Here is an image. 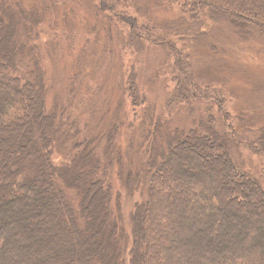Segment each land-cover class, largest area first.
<instances>
[{"label": "trees", "instance_id": "16d2710c", "mask_svg": "<svg viewBox=\"0 0 264 264\" xmlns=\"http://www.w3.org/2000/svg\"><path fill=\"white\" fill-rule=\"evenodd\" d=\"M50 1L51 7L65 4L32 0L26 8L24 0H0V264H264V179L236 166L232 148L239 141L216 131L210 114L193 127L187 128L186 122L169 125L159 139L158 126L164 123L157 124L145 160L133 169L146 196L135 201L129 213L114 210L112 166L121 155L114 140L108 139L100 153L102 131L80 135L77 119L58 115L65 108L58 101L49 104L42 58L38 50L32 53L37 47L32 43L34 29L45 23L30 10L41 2L40 7H48ZM104 1L99 0L100 13L99 7L107 8ZM147 1L151 5L144 14L159 10L164 2H180ZM182 5L191 14L209 10L221 15L231 29L251 35L264 47V0L251 5L244 0H185ZM123 18L135 37L129 34L133 41L125 50L143 49L137 27L133 32L136 19ZM179 24L167 31L171 36L151 34L145 40L164 46L171 57L177 55L171 68L183 75L176 79L181 93L186 92L188 100L209 99L202 111L218 108L220 125L234 133L221 99L209 95L210 89L198 95L193 91L189 63L187 68L183 64L188 54L175 51V39H191L198 28L186 33V25L178 29ZM103 67L105 79L121 82L131 109L147 103L151 67L138 73L121 62L111 64V59ZM177 98L173 102L186 101L183 95ZM81 103L82 98L79 109ZM89 109L93 115L94 107ZM122 123L111 121L107 132ZM55 147L62 150L59 163L53 162Z\"/></svg>", "mask_w": 264, "mask_h": 264}, {"label": "rangeland", "instance_id": "374dc122", "mask_svg": "<svg viewBox=\"0 0 264 264\" xmlns=\"http://www.w3.org/2000/svg\"><path fill=\"white\" fill-rule=\"evenodd\" d=\"M31 1L24 0L22 7L32 6ZM64 1L61 7H51L53 4L50 1L47 2L48 7H40L41 2L39 7L30 10L31 15L40 14L45 23L34 29L32 43L37 47L32 53L38 50L42 58L41 68L48 87L49 104L58 101L65 108L58 115L63 113L69 119H77L80 135L102 131L99 134L100 153L108 139L114 140L121 154L117 156L119 164L115 162L112 166L111 204L116 212L129 213L134 202L146 196V188L133 169L145 160V150L154 140L151 135L161 122L164 124L158 126V139L162 136L161 130L169 125L186 122L187 128L193 127L210 114L214 119L211 124L216 131L237 137L239 145L232 148L238 164L236 166L241 170L251 169V176L264 179V130L260 129L264 126V47L258 39L234 31L229 27V21L209 10L189 13L186 11L189 7L182 5L185 0L164 2L159 10L152 8L148 14H144L151 5L147 0H105L107 8L99 7L102 13L97 10L99 0ZM256 1L262 0H252V3ZM244 2L252 4L250 0ZM124 16L136 19L133 32L137 27L141 33L137 42L143 49L136 51L129 46L125 50L133 41L129 34L134 35L129 29L131 23L124 18L119 19ZM210 16L214 22L209 20ZM201 20L205 23L201 24ZM177 24L178 29L185 24L186 33L197 25L198 32L192 34L191 39H187L189 35L175 39V51L181 54L183 50L188 54L183 64L187 68L189 63L188 69L195 83L193 91L196 90L198 95L210 89L209 95L214 94L221 99L222 108L231 114L232 121L229 123L236 128L234 133L230 126L224 128L220 125L218 108L202 111L209 99H200V96L188 100L186 92L181 93L180 83L176 79L182 74L171 68L174 57L178 59L177 55L174 53V57H171L164 46H155L145 40L151 34L171 36L167 31L171 26L176 28ZM39 27V34H35ZM183 45L188 49H181ZM111 47L113 51H110ZM110 59L111 64L119 65L121 62L138 73H142L144 67L152 68L146 77L152 82L148 87L147 103L131 109L121 82L113 77L104 78L103 64ZM128 71L124 70L125 75ZM144 87L141 85L139 90L141 95L145 93ZM179 95H183L186 101L173 102ZM170 97L172 102L169 101ZM80 98L82 103L79 109L77 101ZM106 102H109L107 106ZM118 105V115L114 117ZM89 106L94 107L93 115ZM106 113L107 118L103 119ZM120 119L124 123L117 130L113 128L107 132L110 122L119 124ZM189 119L192 123H189ZM210 148L211 145L206 147V152ZM55 151L57 155L53 156V162L59 163L63 160L59 155L62 150L55 147Z\"/></svg>", "mask_w": 264, "mask_h": 264}]
</instances>
